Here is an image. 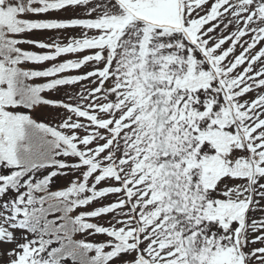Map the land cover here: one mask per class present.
Returning a JSON list of instances; mask_svg holds the SVG:
<instances>
[{
    "label": "snow or ice",
    "instance_id": "6c2138e0",
    "mask_svg": "<svg viewBox=\"0 0 264 264\" xmlns=\"http://www.w3.org/2000/svg\"><path fill=\"white\" fill-rule=\"evenodd\" d=\"M0 264H264V0H0Z\"/></svg>",
    "mask_w": 264,
    "mask_h": 264
}]
</instances>
